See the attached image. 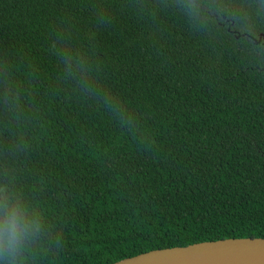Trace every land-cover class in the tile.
I'll use <instances>...</instances> for the list:
<instances>
[{
	"label": "trees",
	"instance_id": "obj_1",
	"mask_svg": "<svg viewBox=\"0 0 264 264\" xmlns=\"http://www.w3.org/2000/svg\"><path fill=\"white\" fill-rule=\"evenodd\" d=\"M16 205L0 264L264 237V0H0V230Z\"/></svg>",
	"mask_w": 264,
	"mask_h": 264
},
{
	"label": "water",
	"instance_id": "obj_2",
	"mask_svg": "<svg viewBox=\"0 0 264 264\" xmlns=\"http://www.w3.org/2000/svg\"><path fill=\"white\" fill-rule=\"evenodd\" d=\"M110 264H264V237H230L152 249Z\"/></svg>",
	"mask_w": 264,
	"mask_h": 264
},
{
	"label": "clouds",
	"instance_id": "obj_3",
	"mask_svg": "<svg viewBox=\"0 0 264 264\" xmlns=\"http://www.w3.org/2000/svg\"><path fill=\"white\" fill-rule=\"evenodd\" d=\"M194 9V3L190 6V14ZM20 206L16 205L8 214L5 221L6 228L0 230V255L5 257L17 256L23 248L24 240L28 238V227L21 223L23 217L17 215ZM9 264H15L14 260H10Z\"/></svg>",
	"mask_w": 264,
	"mask_h": 264
}]
</instances>
